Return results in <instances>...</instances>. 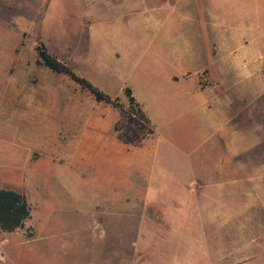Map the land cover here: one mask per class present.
I'll use <instances>...</instances> for the list:
<instances>
[{
	"label": "rangeland",
	"instance_id": "rangeland-1",
	"mask_svg": "<svg viewBox=\"0 0 264 264\" xmlns=\"http://www.w3.org/2000/svg\"><path fill=\"white\" fill-rule=\"evenodd\" d=\"M215 1L214 30L208 0L167 6L174 22L192 21L183 33L207 64L197 88L215 97L224 129L244 146L233 150L222 135L188 154L165 136L163 107L147 95L132 94L155 134L123 145L113 130L119 107L36 64L43 43L126 107L129 88L99 83L90 31L159 0H0V189L31 209L23 228L0 232V264H264V0L244 2L237 22L227 21L228 0ZM202 163L211 173L192 172Z\"/></svg>",
	"mask_w": 264,
	"mask_h": 264
},
{
	"label": "crops",
	"instance_id": "crops-1",
	"mask_svg": "<svg viewBox=\"0 0 264 264\" xmlns=\"http://www.w3.org/2000/svg\"><path fill=\"white\" fill-rule=\"evenodd\" d=\"M171 1L169 0L170 4ZM234 1H239V4L230 5ZM246 1L248 0H228L229 5L225 9L228 22L245 21L243 14L248 6L242 4ZM149 4V8L154 11L136 10L139 14L129 21L125 20L123 14L118 13L91 28L90 49L92 62L99 60V77L102 78L99 83L110 86L117 92H122L125 87L129 88L132 94H141V100L147 95L156 108L163 107L156 111L160 114L162 111L166 116L165 125L169 128L165 136L188 154L192 150L204 152L208 142L218 141L222 135L229 138V141L233 138V150L243 148L244 141L231 133L230 139L228 131L224 129V120L215 113V97L206 95L197 88L196 78L205 70L207 64L200 61L194 40L188 39V32L183 33V30L191 27L189 16L186 14L184 20H181L184 14L180 15L178 22H174L173 9L168 8L167 0L147 5ZM220 8L218 1L208 0V13L211 14L208 22L213 30L220 25ZM175 28L181 34L177 35ZM176 78L182 79L184 83L179 85ZM91 84L94 85V82ZM141 107L144 108L143 105ZM178 142H181L182 147ZM192 172L211 173L204 168L203 163L199 170ZM96 178L91 179L97 180ZM96 182L97 185L98 181ZM116 186L118 188L119 185ZM263 189L262 186L261 199H264Z\"/></svg>",
	"mask_w": 264,
	"mask_h": 264
},
{
	"label": "trees",
	"instance_id": "trees-1",
	"mask_svg": "<svg viewBox=\"0 0 264 264\" xmlns=\"http://www.w3.org/2000/svg\"><path fill=\"white\" fill-rule=\"evenodd\" d=\"M36 51L37 65L44 66L55 74L67 76L82 90L89 92L96 102L120 108V118L113 127L118 141L128 146H135L154 135V127L130 89L124 91L127 106H119L117 98L112 99L88 80L75 74L52 56L43 43H38ZM30 212V206L23 194L10 189H0V232L13 233L23 228L24 223L30 218Z\"/></svg>",
	"mask_w": 264,
	"mask_h": 264
}]
</instances>
